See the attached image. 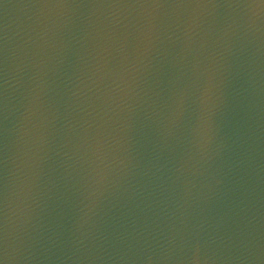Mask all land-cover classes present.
<instances>
[{"label":"water","instance_id":"obj_1","mask_svg":"<svg viewBox=\"0 0 264 264\" xmlns=\"http://www.w3.org/2000/svg\"><path fill=\"white\" fill-rule=\"evenodd\" d=\"M0 264H264V0H0Z\"/></svg>","mask_w":264,"mask_h":264}]
</instances>
